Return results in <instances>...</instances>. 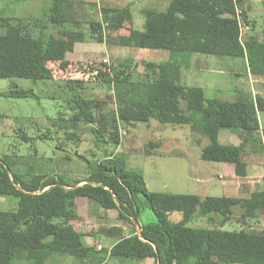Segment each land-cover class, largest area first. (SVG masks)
Returning a JSON list of instances; mask_svg holds the SVG:
<instances>
[{"label":"trees","instance_id":"16d2710c","mask_svg":"<svg viewBox=\"0 0 264 264\" xmlns=\"http://www.w3.org/2000/svg\"><path fill=\"white\" fill-rule=\"evenodd\" d=\"M238 5L249 30L253 26L247 18L249 5ZM68 8L69 0H50L41 17L0 14V78L35 80L38 77L27 73L31 64L46 70L45 64L53 63L59 71L68 73L64 86L74 91L67 100L73 111L70 123L89 126L98 147L108 141L120 143V122L133 124L155 119L162 124L188 125L208 140L201 148L203 160L231 163L235 175H246L243 146L248 139L254 140L258 131L264 134L259 123L264 97L238 91L231 100L207 99L201 86L181 83L184 64L174 59L177 55L193 54L239 57L244 59L250 74L264 77V34H241L233 0H169L162 10H142L141 30L133 27L128 4L101 6V20L86 21L88 34L82 29L83 20L72 17ZM126 21L127 33L119 35L117 43L166 50L170 58L143 59L141 70L132 58L118 59L112 66L104 61L98 65L94 61L70 62L68 55L75 43L89 38L104 42L103 23L116 31ZM72 73L99 79L117 94L115 107L97 112L98 100L78 93V88H84V79L72 78ZM30 93L21 88L0 95L28 97ZM221 129L238 132L241 142L221 143ZM68 136L77 138L74 133ZM158 146L156 141L146 142L145 155ZM80 157L89 169L83 180L43 173L24 179L14 171V161L6 155L0 158V196L16 201L13 209H0V264H46L54 255L83 262L100 255L101 248L87 244L83 233L71 222L78 216L77 200L83 197L104 209L117 210L120 218L132 224L129 235H122L121 229L116 228L121 235L109 249H104L109 258L135 262L152 259V264H219L215 258L229 263L264 264V233L223 229L233 216L234 207L240 209V223L258 218L264 212V189L254 190L248 197L201 198L196 194L153 192L146 187L143 176L127 168L117 153L93 162ZM141 197L146 204L140 203ZM144 208L154 213V222L137 220ZM172 212L182 213V219L171 222L168 216ZM196 218H204L209 225H187Z\"/></svg>","mask_w":264,"mask_h":264},{"label":"rangeland","instance_id":"374dc122","mask_svg":"<svg viewBox=\"0 0 264 264\" xmlns=\"http://www.w3.org/2000/svg\"><path fill=\"white\" fill-rule=\"evenodd\" d=\"M126 0L85 1L78 8V12L68 8L72 17L83 20L82 29L88 34L86 21L101 20L99 8L101 6L125 5ZM144 0H131V13L133 27L143 29L144 18L141 12ZM166 1V0H165ZM169 1V0H168ZM97 3L99 5H97ZM153 9H164L161 0L147 2ZM166 3V2H165ZM247 18L252 21V27H244L245 32L264 34V0H249ZM50 0H0V14L23 16L25 18L41 17L43 10L48 9ZM99 6V7H98ZM73 8V6H72ZM77 14V16H76ZM128 22L116 31H111L103 23L104 42H97L89 38L88 41L75 44L74 50L69 54L70 62L94 61L98 65L106 59L111 66L118 59L132 58L141 70V60L161 61L170 58L168 51L161 49L128 47L117 43L119 35L127 33ZM252 30V31H251ZM205 56L193 54L189 57L177 55L182 64L181 83L185 85H198L204 89L207 99L221 98L231 100L238 91L251 92L253 95L264 97V77L248 72L244 59L228 56ZM46 70L40 65L31 64V76L28 77H1L0 94L13 89H28V97H5L0 95V158L8 156L14 161V171L21 173L24 179L32 174L43 173L65 175L70 180H83L89 172L84 158L91 162L100 160L106 155L117 153L125 160L126 167L143 176L148 190L153 192H170L182 194H196L201 198L205 196H239L249 195L254 190L264 189V134L257 132L255 139H248L243 146V159L247 162L249 178L233 175L234 172L223 168L221 164H231L203 160L200 157L201 148L208 140L198 132L191 131L188 125H169L159 123L155 119L148 122H135L125 124L120 122L118 145L106 142L101 147L95 145L89 126L78 124L74 126L69 119L72 110L68 108L67 100L73 97L74 91L64 86L67 72L57 69L53 63L45 64ZM48 68V69H47ZM64 73V74H63ZM70 76L84 79V88H78L82 97L98 100L96 111L114 108L117 94L94 79L91 75L72 73ZM43 77V78H42ZM69 77V76H68ZM184 107L183 104H181ZM61 115V116H59ZM58 119V121H57ZM261 129H264V112L259 113ZM74 133L77 138L68 136ZM229 129H221L218 140L221 143L239 144L241 136ZM44 134L46 136L44 137ZM226 134L228 137H226ZM24 137L27 139L24 140ZM159 143L150 155H145L144 145L148 141ZM247 172V171H246ZM221 178L218 175H222ZM236 179L238 181H236ZM86 198L80 199L79 216L72 220L74 227L84 235L87 244L101 248L100 255L88 258L83 262L67 256L49 258L46 264H152L147 261L118 260L109 258L104 249L109 247L122 235H129L133 229L132 224L118 216L115 209H104L95 201ZM88 200V199H87ZM140 203L146 204L144 197ZM15 199L0 196V209H13ZM88 207V209H87ZM88 210V214L86 211ZM240 209L234 207V214L223 226V229H245L264 233V212L258 218L240 223L237 220ZM169 220L176 222L182 219V213L172 212ZM137 220L141 223L154 222V213L144 208ZM188 226L209 225L204 218H196L187 223ZM116 228L121 229V234ZM98 248V249H99ZM219 264L229 263L215 258Z\"/></svg>","mask_w":264,"mask_h":264},{"label":"crops","instance_id":"0c3cea01","mask_svg":"<svg viewBox=\"0 0 264 264\" xmlns=\"http://www.w3.org/2000/svg\"><path fill=\"white\" fill-rule=\"evenodd\" d=\"M85 1H92L91 2V5H93V4H95V2H97L98 0H69V8H71V9H73L74 10V13H77L78 12V8L80 7V5H82ZM104 1H113V0H104ZM154 1H159V0H154ZM131 0H126L125 1V3L126 4H128L129 6L131 5ZM147 2H151V0H144L142 3L143 4H145L143 7H142V9H141V12H142V10L143 9H145V8H152V7H150V6H153V5H151V4H154V3H149L148 5H147ZM166 2V3H165ZM167 3H168V0H161V5L162 4H165L164 5V8L166 7V5H167ZM97 5H99L98 3H97ZM72 6H73V8H72ZM104 6H106V5H104ZM110 6H115V5H110ZM99 7V6H98ZM131 8V7H130ZM162 10V9H161ZM76 16H77V14H76ZM79 43V42H78ZM76 44V43H75ZM74 47H75V45H74ZM183 75V73L181 72V76ZM259 123H260V119H259ZM260 126H261V124H260ZM226 137H228L227 136V134H226ZM238 144V143H237ZM221 165H223L222 167L223 168H226V170L228 169L229 171H232V172H234V166H233V164H221ZM248 165V164H247ZM248 168H249V166L247 167V172H246V175L245 176H243V177H241V178H244V179H246V182L245 183H248V178H249V175H248ZM233 175L234 176H236V177H238L237 175H235V173H233ZM218 176H220L221 178H224L223 177V174L222 175H218ZM236 181H238L237 179H236ZM249 195H239V196H237V197H248ZM80 199L81 198H79L78 200H77V207H78V209H77V214H78V216H79V209H80V207H79V204H80ZM84 201H87V204L89 203V201L90 200H84ZM91 202V201H90ZM87 209H88V207H87ZM86 214H88V210L86 211ZM72 222V221H71ZM141 223V222H140ZM73 224V223H72ZM138 228V225H135V228ZM79 231V230H78ZM91 245V244H90ZM111 247V246H110ZM99 248V246L97 247V249ZM147 260H149V259H146V260H144V261H147Z\"/></svg>","mask_w":264,"mask_h":264},{"label":"built area","instance_id":"2783aa9c","mask_svg":"<svg viewBox=\"0 0 264 264\" xmlns=\"http://www.w3.org/2000/svg\"><path fill=\"white\" fill-rule=\"evenodd\" d=\"M234 1V3H235V12H236V17H237V19H238V22H239V25H240V29H241V34H243L244 33V27L246 26L245 24H244V22H243V20H242V18H241V12H242V9H241V7L238 5V2H241V3H246V2H248L249 0H233ZM104 62H106L107 60L106 59H104L103 60Z\"/></svg>","mask_w":264,"mask_h":264},{"label":"water","instance_id":"95a60500","mask_svg":"<svg viewBox=\"0 0 264 264\" xmlns=\"http://www.w3.org/2000/svg\"><path fill=\"white\" fill-rule=\"evenodd\" d=\"M19 188H20V187H19ZM133 221H134V224L137 225L135 219H133ZM136 232L139 233V229H138L137 227H136Z\"/></svg>","mask_w":264,"mask_h":264}]
</instances>
